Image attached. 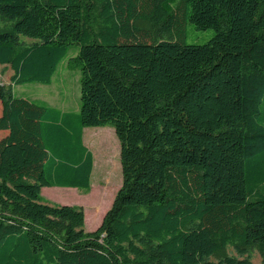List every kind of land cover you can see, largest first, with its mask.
Segmentation results:
<instances>
[{
    "label": "trees",
    "instance_id": "16d2710c",
    "mask_svg": "<svg viewBox=\"0 0 264 264\" xmlns=\"http://www.w3.org/2000/svg\"><path fill=\"white\" fill-rule=\"evenodd\" d=\"M0 17V264H264V0H0ZM187 22L213 37L184 43ZM71 43L77 111L13 94ZM107 124L122 183L85 231L41 188L89 189L83 129Z\"/></svg>",
    "mask_w": 264,
    "mask_h": 264
},
{
    "label": "rangeland",
    "instance_id": "374dc122",
    "mask_svg": "<svg viewBox=\"0 0 264 264\" xmlns=\"http://www.w3.org/2000/svg\"><path fill=\"white\" fill-rule=\"evenodd\" d=\"M12 23L13 20L0 17V31L10 28ZM213 35V29H196L193 24L187 22L186 34L182 41L187 44H202L208 42ZM20 39L26 43L33 41L23 35H20ZM77 50V43L69 45L50 83L26 82L12 85L13 94L61 111L78 110L82 63L74 59ZM7 68L8 66L0 65V85H6L3 81ZM8 70L11 72L10 68ZM85 130L84 143L93 154L89 189L44 186L41 188V195L46 203L70 204L81 208L85 216L84 230L93 231L100 225L122 183L120 142L111 125L85 127ZM229 252L235 254L231 248ZM250 255L253 264H263L255 249Z\"/></svg>",
    "mask_w": 264,
    "mask_h": 264
},
{
    "label": "crops",
    "instance_id": "0c3cea01",
    "mask_svg": "<svg viewBox=\"0 0 264 264\" xmlns=\"http://www.w3.org/2000/svg\"><path fill=\"white\" fill-rule=\"evenodd\" d=\"M1 66H6V65H2V64H0ZM9 68V67H8ZM8 68H7V71H6V73H5V79H4V81L3 82H5L6 83V85L9 83V77H10V75H11V72L8 70ZM75 111H77V110H75ZM86 133V130H85V128L83 129V138H84V134ZM83 143H84V139H83ZM85 144V143H84ZM85 146H86V144H85ZM89 149V148H88ZM90 150V149H89ZM91 151V150H90ZM119 154H120V150H119ZM93 155V154H92Z\"/></svg>",
    "mask_w": 264,
    "mask_h": 264
}]
</instances>
